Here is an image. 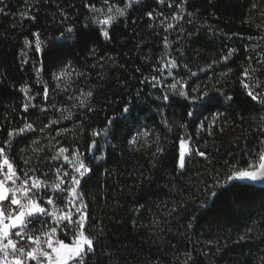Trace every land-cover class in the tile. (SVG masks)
Wrapping results in <instances>:
<instances>
[{
  "label": "trees",
  "instance_id": "trees-1",
  "mask_svg": "<svg viewBox=\"0 0 264 264\" xmlns=\"http://www.w3.org/2000/svg\"><path fill=\"white\" fill-rule=\"evenodd\" d=\"M125 2L113 0L117 7ZM180 2L172 0V8L166 6L168 0L159 5L157 0L134 2L127 17L109 28L110 40L89 21L91 14L85 7L86 3L99 7L102 0H28V4L25 0H4L0 4L6 5L0 13V147H5L19 173H23L28 157L41 164L43 155L32 151L31 141L39 139L41 147L47 143L46 138L36 136L48 123L50 111L42 113L30 107L25 113L21 86L27 84L29 95H35L32 103L48 106V101L55 102L54 95L58 100L63 98L65 92L55 87L53 74L67 68L71 75L62 88L67 85L72 90L93 92L90 106L94 110H78L65 124L73 129L74 123L83 120V131L77 127L75 135L63 136L64 143H74L83 151L92 168L81 182L92 225L86 232L97 237L86 264H264V183L243 181L213 187L217 173L222 179L228 171L226 161L243 165L264 140V107L246 94L241 83L243 69L251 65L257 69L253 74L259 82L256 91L264 92V66L257 63L264 44L255 52L247 47L264 35L254 27L264 21L252 8L254 0H187L184 20L168 32L159 24L163 17L150 20L146 16L148 11L154 15L162 11L170 17ZM29 4L34 5L31 14L35 21L20 17ZM61 9L69 19L64 20ZM188 13L193 14L191 23ZM69 27L74 28L71 39ZM36 32L44 41L42 53L35 51ZM165 36L170 45L167 49ZM25 38L33 41L31 48H26ZM228 48L238 49L227 64L233 71L216 89L210 84L211 74L227 68L216 64L215 71L199 69L227 54ZM168 51L180 64L174 69L177 75H190L183 68L188 64L197 72L200 85L208 86L209 95L219 101L205 108V100L193 110L188 101L174 94L167 102L162 100L167 84L152 87L151 76H163L160 58ZM41 67V82L37 83L35 71ZM77 72L84 75L77 76ZM44 82L48 85L47 101L42 97ZM226 96L233 99L228 101ZM125 106L129 108L126 113ZM189 111L194 113L192 117ZM214 112L233 119L238 132L203 146L193 139L208 159L193 153L180 169L179 137L195 135L202 116ZM25 122L35 125L36 132L15 136L12 144L5 146L8 132ZM142 123L153 126L149 143L131 145L129 141ZM180 124L188 127L180 128ZM105 126L111 129L109 137H95L97 146L89 152L92 130ZM157 136L164 152L154 156ZM21 149L25 151L21 153ZM213 191L215 197L210 195ZM40 223L34 220L29 227L34 229ZM97 226L102 231H97ZM61 238L71 242L62 234Z\"/></svg>",
  "mask_w": 264,
  "mask_h": 264
},
{
  "label": "snow or ice",
  "instance_id": "snow-or-ice-1",
  "mask_svg": "<svg viewBox=\"0 0 264 264\" xmlns=\"http://www.w3.org/2000/svg\"><path fill=\"white\" fill-rule=\"evenodd\" d=\"M139 3V0H126L123 7H117L113 3V0H102L101 6L97 7L96 4H85V7L89 9L90 16L89 21L99 26V30L105 39L110 40L109 28L116 22L119 18H126L128 15V10L133 7V3ZM28 4V0H25ZM34 3H39V0H34ZM187 0H181L178 4L177 10L171 14V16H166L162 11L155 13L153 11H148L146 16L150 20H155L157 17H163L159 20V24L163 26L164 31L175 30L176 26L180 24L185 18ZM0 4H4V0H0ZM157 4H165V0H157ZM33 4H29L25 11L20 13L21 19H30L32 21L36 20V16L31 14ZM168 8L173 7L172 0H168L166 5ZM6 5L0 7V13L5 12ZM252 8L256 9L259 13V17L264 21V0H254ZM39 11V9H35ZM64 15V20L69 19L66 13L61 9ZM189 17L188 22L191 23L192 13L187 14ZM63 22V21H62ZM246 23V21H242ZM150 24L149 27H153ZM85 28L88 27L86 24ZM254 27L261 30L264 33V23L256 24ZM68 38L71 39L73 36L74 28L69 27ZM63 36V33L61 34ZM35 37V51L43 52L44 49L42 45L44 41L40 39V33H33ZM248 39H253L249 37ZM26 48H31L33 41L25 38ZM264 44V35H261L256 42L250 47L252 51H256L257 48H261ZM164 46L169 48V42L167 36L164 37ZM238 51L235 48H228L227 54L222 55L218 60H213L206 68H200L199 71L206 72L208 69H214V65L223 64L227 68V71L221 72L219 74L220 78L228 76L232 73L233 69L227 67L228 62L231 60L233 54ZM94 52V50H93ZM260 60L257 62L264 66V51L260 54ZM167 56L168 59L165 60L164 57ZM101 60L104 57L100 58ZM109 59H112L109 57ZM253 59L252 57L248 58ZM25 63L27 62V57L25 54ZM102 66V65H101ZM95 67V65H93ZM180 67L177 60L171 57L168 52L160 58V68L159 71L163 72L167 70V75L172 76L173 80L171 83L167 84L168 91L162 94V100L168 101L170 95L174 94L176 96L182 97L185 101H191L192 105H197V101H205L204 107L208 108L213 102H218L219 98L217 96H210L209 90H205L201 93L200 87H191L188 85L187 80L184 77H177L173 73V69ZM183 68L188 69L190 76H196L197 72L191 71L188 64H184ZM42 67L35 71V76L37 77V83L41 82L40 76ZM139 71V69H137ZM257 71L256 68L245 67L242 72V76L248 80L252 79L253 74ZM73 72L75 70L73 69ZM70 73L67 72V68L61 69L58 73L53 74V80L56 81V88L61 91H66L67 85L61 87V78L70 77ZM77 76L84 75V73H76ZM211 79V78H209ZM152 87L159 88L164 85L165 81L158 76H151ZM246 94L259 105L264 107V92H254L253 88L249 83L242 79L241 81ZM259 83V82H257ZM215 88V85L212 86ZM43 100L47 101L49 99L48 95V85L46 82L43 84ZM20 91L25 96V101L22 104L23 111L27 113L29 108L39 109L40 112L46 113L49 109L47 107L38 106L32 103L35 100V95H29V86L27 84L22 85ZM219 91V90H217ZM200 93V94H193ZM36 95H40L37 93ZM93 95L92 90L85 92L83 89L79 90L78 95H72L68 97V100L73 101L72 107L79 109H87V112H92L94 109L90 106L91 97ZM226 100L231 101L233 98L231 96H226ZM51 108L54 111L60 112V119H49L48 123L39 129L41 133H44L47 129H51L54 125H58L62 120L71 119L74 113L67 108H58L56 104H52ZM129 108L125 106L123 112H128ZM66 113V114H65ZM188 115H194L192 111L187 113ZM81 115L86 116V113L82 112ZM224 113L216 112L210 117H206L207 128L203 121L200 122L199 127L201 130L207 131L208 135L212 134L213 127L217 126V122L223 117ZM112 121H108L110 125ZM167 123V121H165ZM79 128L83 131V120L77 125L74 123L73 129L59 128L55 131L53 136L49 133L50 139L48 140L47 147L54 148L55 144H59V140L56 137L63 136L68 133L75 135V128ZM180 128H187V124H180ZM222 130V129H221ZM36 129L33 124L25 122L23 127L19 129H13L8 132V139L3 143L5 146H10L13 142L15 136H20L25 132H35ZM111 129L108 126L101 129L100 131L92 130L91 143L88 145V151L92 152L97 146V141L95 137L103 134L107 137L110 134ZM168 131H172L169 127ZM264 136V132L261 133ZM150 132L145 129L144 131H137L136 135L131 137L129 143L131 145H136L138 140L143 139L145 144H148V137ZM159 136H157L156 150L153 153L154 156L164 152V148L158 143ZM190 143L193 147H187ZM40 140L34 139L31 141L32 151L35 153H41L44 148L39 146ZM260 149L253 156L251 153L247 161L241 165L240 161L236 163L225 162L228 171L220 178V173H217L214 179L213 187L220 185H235L236 182L252 181V182H262L264 183V140L260 141ZM25 150L21 149V153ZM69 149L65 147H59L56 149L55 154L51 159L60 161L63 163L60 167L55 168L54 175L55 180L49 182L46 180H41L36 175L35 168L31 167L30 159H25V169H23V175L17 171L15 165L9 158V154L5 151V147H0V264H86V257L94 252V241L97 240L95 236H89L86 232L87 228H91V221L88 211V203L84 198L83 191L81 190L82 180L91 174L92 168L85 163V155L80 152L78 148H75L69 155ZM198 155L208 159L207 153L201 151L199 147L194 146L193 137L191 135H181L179 137V158L178 167L183 169L185 167V157L186 155L191 157L193 155ZM100 157H94V160H98ZM67 165L68 167H65ZM50 190L51 194L47 195L46 191ZM227 190V188H225ZM215 197L216 192L213 191L210 194ZM60 200L61 203H57ZM203 206V205H202ZM143 207V205H141ZM34 220H39L41 226L39 229H33L29 226ZM97 231H102L99 226H97ZM64 235L66 238H70V243H66L65 240L59 239L60 235ZM243 239V237H242ZM191 260V254H186ZM187 264V261L185 262Z\"/></svg>",
  "mask_w": 264,
  "mask_h": 264
},
{
  "label": "rangeland",
  "instance_id": "rangeland-1",
  "mask_svg": "<svg viewBox=\"0 0 264 264\" xmlns=\"http://www.w3.org/2000/svg\"><path fill=\"white\" fill-rule=\"evenodd\" d=\"M168 53L170 54V52L168 51ZM170 56L172 57V55L170 54ZM165 60L168 59L167 56L164 57ZM161 72V71H160ZM221 72H225V70L223 69H219V71L216 72L215 76L213 74H211L212 78L210 80V84L211 86L215 85V88L217 89L220 85H222L226 80H227V77H224L223 79L220 78L219 74ZM173 73L174 75H176L177 77H184L187 82H188V85H190L191 87H197L199 86L200 87V90H201V93L205 90H207L208 86L204 85V86H201L200 83H199V80H197V76H190V75H187V74H182V75H177L175 73V70L173 69ZM163 75V76H162ZM161 78L165 81L164 84H168V83H171L172 80H173V77L172 76H168L167 75V70L165 69V71L161 72ZM215 77V78H214ZM243 80H245V82L249 83L250 86L253 88V91L254 92H257L256 91V88L259 86L257 83H256V80H255V77L252 76V79L251 80H248L247 78L245 77H242ZM64 81H67L66 78H61L60 80V84L64 83ZM164 86V85H163ZM219 89V88H218ZM67 91H64L65 94H63V98L61 99H57V97L54 95L53 97L55 98V102H52L51 101L49 102L48 101V106L46 105L45 107H48L49 108V112H47V117L49 119H60V112H57V111H54L52 108H51V105L54 103L56 104V106L58 108H67L69 110H71L74 114L75 112H77L78 110H81L79 109L78 107L74 108L72 107V104H73V101H70L68 100V97L69 96H72V95H78L79 94V91H76V89H73L72 88H67L66 89ZM193 94H200V93H193ZM182 98V97H181ZM206 100V99H205ZM33 102V101H32ZM193 110H195L197 108L196 105H192L191 101H188ZM204 102V101H203ZM201 103V101H197V105H199ZM216 113V112H214ZM213 113V114H214ZM66 114V113H65ZM211 116V115H210ZM208 115H204L202 116V118L200 119V122L203 121L205 123V127L207 128V120L205 119L206 117H210ZM74 117V115H73ZM72 117V118H73ZM192 117V115H191ZM69 119L67 120H62L60 124L58 125H55V127L51 128V129H47L44 133H41L39 131V134L38 136H36V138H46L47 140L50 139L49 137V133H51L53 136L55 135V131L59 128H67V129H70L71 126H66V122L68 121ZM199 122V124H200ZM35 127V125H34ZM217 128V130H216ZM36 129V127H35ZM145 129H147L149 132H150V136L148 138L151 137V132H152V129H153V126H150L148 124H140L137 129L135 130L134 135H136L137 131H144ZM222 129V130H221ZM238 129H239V126L236 122H234L233 119H230V118H227V117H221V119L217 122V126L213 127L212 129V134L211 135H208L207 131L205 130H201L199 125L197 126V129H196V134L195 135H192L194 141H195V144H198V146H203L204 144H206L207 142H209L210 140L212 141H217L220 139V136H227V137H231L233 134L237 133L238 132ZM36 132V131H35ZM64 136V135H63ZM63 136H60V137H56L57 140H59V144H55V141H53V144L55 145L54 148H48L47 147V144H48V141L46 144H42L43 148H44V151L39 153V154H42L43 157H41V164H37L35 163L30 157H28V159H30V165L31 167L35 168L36 170V175L41 179V180H46V181H53L55 180V175H54V170L55 168L57 167H60V165L63 163V160L61 159L60 161H56V160H53L51 159V157L55 154V151L56 149H58L59 147H65V148H68L69 149V153L67 154H71L72 151L75 149V148H78L80 150V152H83L81 151V149L75 145L74 143H64L63 141ZM109 136L105 137L103 134H101L100 136H97L96 138H104L106 140V138H108ZM223 139V138H222ZM231 139V138H229ZM144 140L143 139H140L138 140V142H143ZM187 147L191 148L193 147L192 143H190ZM259 150H257L258 152ZM256 153H252L253 156H255ZM189 156L186 155L185 157V162H186V159L188 158ZM10 158V157H9ZM10 160L12 161V159L10 158ZM12 163L14 164V162L12 161ZM86 163V162H85ZM15 165V164H14ZM65 167H68L67 165H64ZM16 167V166H15ZM26 166H24V169H25ZM17 169V167H16ZM18 171V170H17ZM20 175H23V173H20ZM248 182H252V181H248ZM46 194L47 195H50L51 194V191L50 190H47L46 191ZM57 203H61L60 200H57ZM41 226V223L37 226V227H34V229H39ZM64 236V235H63ZM59 239H62L61 238V235L59 236ZM63 240V239H62ZM66 242V241H65ZM66 243H70V242H66Z\"/></svg>",
  "mask_w": 264,
  "mask_h": 264
},
{
  "label": "water",
  "instance_id": "water-1",
  "mask_svg": "<svg viewBox=\"0 0 264 264\" xmlns=\"http://www.w3.org/2000/svg\"><path fill=\"white\" fill-rule=\"evenodd\" d=\"M257 183H261V182L257 181Z\"/></svg>",
  "mask_w": 264,
  "mask_h": 264
}]
</instances>
